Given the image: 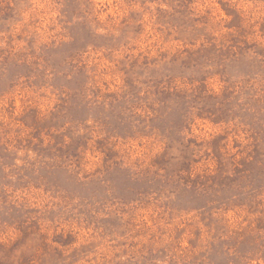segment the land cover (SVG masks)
<instances>
[{
	"label": "rangeland",
	"instance_id": "rangeland-1",
	"mask_svg": "<svg viewBox=\"0 0 264 264\" xmlns=\"http://www.w3.org/2000/svg\"><path fill=\"white\" fill-rule=\"evenodd\" d=\"M0 264H264V0H0Z\"/></svg>",
	"mask_w": 264,
	"mask_h": 264
}]
</instances>
